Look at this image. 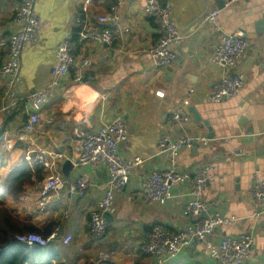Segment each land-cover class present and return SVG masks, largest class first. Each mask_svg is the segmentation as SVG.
Returning <instances> with one entry per match:
<instances>
[{"label": "crops", "instance_id": "crops-1", "mask_svg": "<svg viewBox=\"0 0 264 264\" xmlns=\"http://www.w3.org/2000/svg\"><path fill=\"white\" fill-rule=\"evenodd\" d=\"M18 1L0 0V66L8 51ZM115 1L90 0L85 17L94 22L98 16L108 13ZM168 1L181 41L172 48L174 60L165 68L157 67L148 55L157 34L153 20L142 12L146 0H120L117 24L97 25L110 30L114 37L110 45H95L73 37L77 44L74 61L78 63L86 57L89 64L81 85L66 93L76 69L56 79L55 49L68 31L77 30L72 20L76 14L83 16L84 0H36L39 37L20 54L15 100L10 102L13 106L7 101L6 110L3 109L5 80L0 76V183L5 184L7 194L14 188L11 178L24 179L20 183L18 178L21 186L16 199L8 194L3 202L18 221L37 229L59 225L61 235L71 236L66 245L61 242L52 245L57 256L50 264H95L101 251L112 253L110 264H152L140 251L150 228L160 224L176 232L191 223L192 219L181 210L189 189L187 183L172 188L175 199L166 206L147 207L138 199V184L144 175L167 165L165 156L154 155L162 133L172 139L204 137L208 140L206 146L181 152L177 165L189 173L204 164L216 166L203 198L208 203L217 200L218 207L215 211L210 208L207 214L217 212L234 221L217 229L210 239L217 241L250 232L254 242L246 264H264V214L259 219L252 217L248 194L253 171L258 169L264 177V56L261 50L264 22L259 25L264 15V0H243L229 6H223L222 0ZM212 10L218 11L215 22L203 23L202 16ZM236 30L246 33L248 47L244 55L231 68L214 67L212 57L220 35ZM230 74L244 77L238 96L219 103L208 102L206 97L212 86ZM55 79L57 85L49 90L37 130L21 139L27 96L46 88ZM176 107L187 111L188 121L169 129L166 120ZM9 116L13 117L4 125ZM117 117L124 120L130 132L129 139L119 145V153L128 159L138 156L144 161L132 171L124 193L116 197L108 214L106 236L97 241L89 232L88 212L97 204L106 174L102 168L75 166L71 145ZM33 148L64 155L65 159L56 162L55 171L65 180L82 174L90 183L84 196L60 191L50 194L49 202L43 204L38 188L50 173L30 164L29 150ZM66 161L71 166L64 172ZM19 168L22 170L14 171ZM170 264L213 262L203 243L197 241Z\"/></svg>", "mask_w": 264, "mask_h": 264}, {"label": "built area", "instance_id": "built-area-1", "mask_svg": "<svg viewBox=\"0 0 264 264\" xmlns=\"http://www.w3.org/2000/svg\"><path fill=\"white\" fill-rule=\"evenodd\" d=\"M243 0H222L223 6H229ZM90 0H84L82 14H76L72 26L79 29L68 31L55 49L56 79L66 77L69 70L76 69V75L68 85L66 93L81 85V78L89 61L86 57L78 63L73 54L77 36L80 41H89L95 45H110L114 37L108 28H97L104 24L115 26L119 21L118 12L120 0H116L108 13L98 16L94 22L85 17L86 6ZM36 0H19L12 18V30L8 38V51L0 66V76L5 80L6 98L3 109L13 106L15 100L14 85L19 71V59L22 50L37 42L40 32V21L35 14ZM170 2L168 0H146L142 10L143 15L153 20L157 39L149 49L148 55L159 68H165L174 60L173 47L180 44L181 36L171 19ZM218 11L212 10L201 18L203 23H214ZM215 30L219 32L217 26ZM248 47L246 33L241 30L233 31L228 35H220V41L215 48L212 65L219 69L231 68L244 55ZM264 56V41L261 46ZM56 79L44 89L36 90L26 98V121L23 125L21 139L34 133L40 122V111L46 105L49 90L57 85ZM244 84L241 74H230L221 77L207 94V101L219 103L223 100L238 96ZM8 99V100H7ZM188 121V113L183 107L172 110L166 120L168 128H176ZM130 132L123 119L117 117L102 123L96 130L87 133L71 145L72 160L79 169L102 168L106 174L105 183L95 208L88 212L89 232L93 239L105 238L108 222L106 216L113 208L117 196L124 193L130 181L132 171L143 164V159L136 156L131 159L123 157L118 150L120 144L125 143ZM208 140L204 137H179L172 139L166 133L159 135L156 143V156H165L167 165L160 170H150L140 180L138 199L147 207L166 206L175 199L172 188L178 184L187 183L186 200L181 205L182 214L190 219L191 223L184 228L171 232L160 224L153 225L147 232L140 251L152 264H170L193 242H202L213 264H246L252 250L254 235L250 232L236 236L222 237L217 241L211 240L217 229L230 225L234 219L221 217L217 212L207 214L209 209H217V200L207 202L203 193L209 179L216 170L215 164H204L196 168L193 173L181 171L177 165V157L183 151L193 147L206 146ZM65 159V156L42 148L29 150L31 165L39 166L50 173L38 188V194L43 204L49 202L50 194L60 191L76 197L84 196L90 186L88 180L79 174L72 180L61 178L55 171L56 162ZM248 194L252 201V217L259 219L264 214V177L260 171H253L252 183ZM15 242L34 247L46 248L56 242L66 245L71 241L70 235H61V228L55 225L47 234L25 232L13 236ZM1 251V247H0ZM112 253L101 251L98 253L95 264H110Z\"/></svg>", "mask_w": 264, "mask_h": 264}, {"label": "trees", "instance_id": "trees-1", "mask_svg": "<svg viewBox=\"0 0 264 264\" xmlns=\"http://www.w3.org/2000/svg\"><path fill=\"white\" fill-rule=\"evenodd\" d=\"M162 0H160L161 2ZM79 30V29H77ZM13 116H9L5 119L4 125L12 119ZM4 126H2L3 128ZM3 131V130H2ZM1 131V132H2ZM2 155L0 154V161ZM26 164V163H25ZM29 168V165L26 164ZM1 166V162H0ZM24 168V167H23ZM22 170L21 168L14 171ZM24 179L21 180V176L11 178L10 183L14 185V188L7 194L5 192V184L0 183V264H50L52 260L56 259L57 254L53 250V246L49 245L46 248L39 246L28 247L15 242L13 236L23 234L25 232H35L47 234L55 225L51 224L43 229H37L32 225H28L18 221L10 210L4 205V199L8 194H11L12 199H16L17 194L20 192L21 184ZM106 236V235H105ZM100 241V240H97ZM142 253V252H141ZM145 256V255H144ZM84 264H90L85 262Z\"/></svg>", "mask_w": 264, "mask_h": 264}, {"label": "water", "instance_id": "water-1", "mask_svg": "<svg viewBox=\"0 0 264 264\" xmlns=\"http://www.w3.org/2000/svg\"><path fill=\"white\" fill-rule=\"evenodd\" d=\"M263 22H264V15L262 16V21L260 22L259 25L263 24ZM70 166H71L70 163L68 161H66L65 164H64V172L66 171V169H69ZM108 220H109L108 216H106V221L108 222Z\"/></svg>", "mask_w": 264, "mask_h": 264}, {"label": "rangeland", "instance_id": "rangeland-1", "mask_svg": "<svg viewBox=\"0 0 264 264\" xmlns=\"http://www.w3.org/2000/svg\"><path fill=\"white\" fill-rule=\"evenodd\" d=\"M2 198V196H0V199Z\"/></svg>", "mask_w": 264, "mask_h": 264}]
</instances>
